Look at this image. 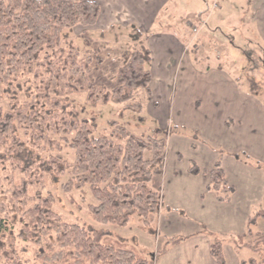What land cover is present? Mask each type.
Listing matches in <instances>:
<instances>
[{"label": "trees", "instance_id": "trees-1", "mask_svg": "<svg viewBox=\"0 0 264 264\" xmlns=\"http://www.w3.org/2000/svg\"><path fill=\"white\" fill-rule=\"evenodd\" d=\"M99 14V4L90 0H0V102L12 99L8 111L0 108V177L9 186V207L0 211V264H151L145 250L109 231L66 223L53 208L54 197L42 192L47 177L69 175L63 191L88 187L96 201L88 211L97 224L126 227L134 216L147 228L158 222L163 199L151 184L163 174L166 140L137 137L115 123L109 135L96 134L71 106L70 96L84 95L90 106L112 103L140 113L141 105L131 103L135 91L150 95L148 49L122 54L109 91L93 78L99 57L80 58L75 47H61L65 30L93 26ZM250 87L255 94L257 85ZM64 146L74 152L72 163L58 155ZM252 165L264 171L263 164ZM188 172L206 175V192L230 202L235 190L226 182L221 155L210 171L190 162ZM259 219L264 208L237 239L248 240L259 260L241 264L264 263V235L251 231ZM209 253L216 264H226L218 238Z\"/></svg>", "mask_w": 264, "mask_h": 264}, {"label": "crops", "instance_id": "crops-1", "mask_svg": "<svg viewBox=\"0 0 264 264\" xmlns=\"http://www.w3.org/2000/svg\"><path fill=\"white\" fill-rule=\"evenodd\" d=\"M90 1L97 2L100 7L96 26L109 31L119 28L137 31L139 38L136 41L143 42L142 48L148 49L151 54L148 66L151 73L149 102L157 107L159 101L165 102L168 108L174 109L176 118L179 113L189 112L185 123L178 120L176 123H182L191 130L199 129L204 144L198 146L191 137L181 134L175 136V140L181 146L188 142L192 150L187 151L192 156L199 149L198 157L193 156L196 163L190 162H194L202 172L210 171L221 155L226 182L235 190L230 202L219 203L214 193L205 190L208 184L206 175H190V164L185 169L178 168L183 159L182 153H179L170 172L171 181L180 182L182 177L192 202L190 217L206 226L199 228L201 235H205L202 242L204 248L201 251L198 249L200 236L187 235L183 243L190 246L186 249L182 247L183 254L177 264H184L185 258L187 264H216L209 253V245L215 238L222 242L226 264L229 261L241 264L250 258L259 260L247 248L248 240L237 239L246 233L248 219L264 208V171L252 165L255 162L264 165V100L249 90L247 82L242 81L243 73L239 69H197L190 62L187 52L192 38H188L182 28L183 24H192L193 20H203L201 23L208 28L211 39H218L213 31L221 29L225 41L229 43L228 39L243 29L245 17L241 15L248 12V23L262 49L261 60L264 63V0ZM200 140L203 141L202 138ZM225 140L233 143V148L218 152ZM166 172L164 164L163 174L155 178H162ZM165 206L163 201L158 222ZM166 210L170 213L175 208L166 207ZM261 222L264 220L259 219L251 228L253 234L261 235L257 230Z\"/></svg>", "mask_w": 264, "mask_h": 264}, {"label": "rangeland", "instance_id": "rangeland-1", "mask_svg": "<svg viewBox=\"0 0 264 264\" xmlns=\"http://www.w3.org/2000/svg\"><path fill=\"white\" fill-rule=\"evenodd\" d=\"M241 16L245 17L243 29L241 32L236 31L233 38L228 39L230 40L229 43L225 41V34L221 29L213 31L214 35L217 34L216 36L219 38L211 39L208 28L206 29V26L200 28L203 20L200 22L193 20L192 24L189 25L183 24L182 29L186 31L188 38H192L191 46H187L189 49L187 52L190 54V62L200 71L219 68L239 69L243 73L242 81L247 82L246 85L249 86V90H252L250 87L252 84H256V94L264 100L262 49L255 41L251 24L248 23L250 22V14L245 12ZM195 27H198L199 31L197 33L194 32L193 28ZM138 38L137 31L134 32L132 29L119 28L109 31L101 29L95 24L90 27L76 26L65 30L62 33L60 45L63 48L75 47L80 58L99 57L101 63H94L93 78L98 85L111 91L115 87L111 77L115 75L118 68L122 65V54L126 51H135L143 47V42L136 41ZM17 97L19 102H24V93L19 92ZM70 100L71 106L79 113V117L87 119L96 134L109 135L113 129L112 123H115L126 127L128 131L137 137L146 138L156 135L158 138H163L167 141L165 158L167 172L162 178H155L151 184L153 189L160 191L166 206L163 216H160L159 222L155 227H145L141 218L137 216L132 217L126 227L110 224L100 225L92 220L88 211L89 205L96 204L88 187L65 193L62 186L68 180L69 175L58 179L49 176L42 192L44 195H52L54 197L53 208L61 216L62 220L88 229L109 231L114 238L127 241L139 249L145 250L144 253L150 259L151 264H177L183 254L181 253L182 247L186 249V247L190 246V244L183 243V239L190 234L200 236L198 237L200 241L198 249L201 251L204 248L202 242L205 235H201L199 228H205L206 225L202 221H197L190 217L192 202L189 198V189L182 177L180 182L173 183L170 176L179 153H182L183 159L178 168L185 169L189 166L190 161H194L193 156L198 157L200 152L198 149V153L192 156V153L189 154L187 151V149L189 152L192 150L188 142H184L182 147L175 140V136L181 134L191 137L193 141L198 143V146L199 144H204V137L199 129L191 130L182 123L179 125L176 123L177 120L185 123L189 119V112L179 113L176 118L174 109L172 107L168 108L165 102L159 101L158 107L149 102L148 94L144 89L136 90L131 100L132 104L141 105L142 110L140 113L125 110L124 105L112 103L90 106L86 102L84 95H72ZM11 102V97H4L0 102V108L5 112L8 111ZM188 131H190L191 135ZM199 132L201 135L198 134ZM201 138L203 141L200 140ZM231 148H233V143L225 140L218 152ZM58 155H61L68 163H72L74 160V152L66 146L63 147ZM149 158L150 153L147 152L145 159ZM4 182L0 177V211L5 207H9V194L7 193L9 186ZM33 193L34 190L31 191V194ZM166 207H173L175 210L168 213L166 212ZM2 214L0 212V216ZM187 214H189L188 217ZM174 219L176 224H174ZM166 223L168 227H164ZM257 230L261 232V235L264 234V222H261ZM187 241L189 242V239ZM187 261L185 258L184 264H187ZM229 264H232V262L229 261Z\"/></svg>", "mask_w": 264, "mask_h": 264}, {"label": "built area", "instance_id": "built-area-1", "mask_svg": "<svg viewBox=\"0 0 264 264\" xmlns=\"http://www.w3.org/2000/svg\"><path fill=\"white\" fill-rule=\"evenodd\" d=\"M203 26H204V23L203 24H201V26H200V28H203ZM194 29V32L195 33H197L199 30H198V27H195V28H193Z\"/></svg>", "mask_w": 264, "mask_h": 264}]
</instances>
